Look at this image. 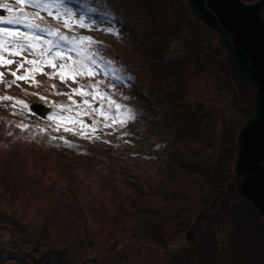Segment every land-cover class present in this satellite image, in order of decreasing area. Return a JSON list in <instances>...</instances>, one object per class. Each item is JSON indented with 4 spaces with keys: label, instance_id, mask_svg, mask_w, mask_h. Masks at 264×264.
I'll list each match as a JSON object with an SVG mask.
<instances>
[{
    "label": "trees",
    "instance_id": "obj_1",
    "mask_svg": "<svg viewBox=\"0 0 264 264\" xmlns=\"http://www.w3.org/2000/svg\"><path fill=\"white\" fill-rule=\"evenodd\" d=\"M94 1L116 17H123L124 7L136 14L132 44L138 56L103 39L87 41L85 50L139 87L152 88L172 149L149 172L129 165L112 144L64 132L58 133L61 138L38 135L31 146L18 131L6 137V126L27 117L16 101L57 99L46 86L32 95L9 94L14 100L0 103V229L26 236L29 247H23L41 248L44 264H264V223L235 191L237 135L253 115L255 87L233 69L217 35L193 18L185 0ZM76 33L62 29L56 35L70 41ZM91 197L86 212L82 202ZM247 207L258 220L248 224L250 236L234 228L221 233L219 224L240 223L242 214L247 219ZM52 211L72 223L84 211L92 220L81 231L64 230L53 239L40 229H26L34 215L51 217ZM92 222L101 243L89 231Z\"/></svg>",
    "mask_w": 264,
    "mask_h": 264
},
{
    "label": "rangeland",
    "instance_id": "obj_2",
    "mask_svg": "<svg viewBox=\"0 0 264 264\" xmlns=\"http://www.w3.org/2000/svg\"><path fill=\"white\" fill-rule=\"evenodd\" d=\"M0 3H8L11 7L23 8L30 12L34 11V13L36 12L34 6H30L26 2V0L25 3H17L16 0H0ZM70 3L71 4L67 2L65 5V7L73 14L72 18L69 20V23H74L77 16L83 17L84 23L95 24L96 27L93 29H81L77 27L78 29L85 31L92 36L105 37L106 39L109 38V40H118L117 45L128 50L130 55L138 56L139 52L134 51L135 48L132 44V42L134 41L133 24H135L136 19V14L133 11H129L128 8L124 7L123 9H121V12H119L121 15H123V17H119L117 18L118 20H116L114 18H108L100 11H88V6L92 5V2L90 0H73V2L70 1ZM0 9L5 11V13H9L6 8ZM63 11L64 8H62L61 12ZM43 17L47 18L48 16L45 13ZM105 28L120 30V34L118 36L109 35L108 32L102 31ZM24 31L28 30L25 29ZM38 32L39 30H37V34ZM209 36L210 35H205V38H203L206 44L209 43ZM36 44L37 46L34 50V53L29 54V59L37 60L38 64L25 65V68L33 69V71L28 74L34 77V82L31 85H28L23 80H21L18 81L19 87L14 86L11 89L6 88L4 84H0V91L13 90L16 92H28L35 87L37 80H44L46 75H49L60 86V90H57L59 91V95H55L57 100L64 101L66 98H70L69 96H73L70 95L73 93H69V89H75V87H77V84H80V82L78 76L76 77V80L73 81L71 77L75 72H70L66 69L67 64L72 59V57L69 56L68 51L60 46L58 48L53 47L51 49L47 45L48 42L44 43L41 40L37 41ZM57 53H60V55H57ZM61 58L66 61L62 64L64 68L60 67V69H54L50 66L49 62L60 64ZM17 59L19 60L21 58L18 57ZM40 61H43V63H39ZM8 67L15 68L16 66L10 65ZM36 67L42 68V72L35 71ZM84 70H87L89 73L92 72V68L90 67V65L83 69H80L79 71ZM97 71L103 73V76L101 77L99 75H84V78L90 80V82L103 83L107 85L109 89L113 91V93L124 98V100L127 101L124 109L119 110L118 113L113 116V114L103 111L98 104L84 103L81 106H75L76 109L74 111V114L76 113L77 118L63 116L59 121L57 118H49L48 121L55 124H60L61 121L66 120L65 122H63V124L68 128H74L75 131L73 132H78V135H81L80 133L83 132L85 133V135L81 136H91L98 143L104 142L105 139H114L117 142V147L122 150L125 161L129 165L133 166V168H144L149 172L155 170L161 164V157H164L166 153L170 152L172 147L170 146L169 141L165 140L166 135L164 133L165 130L162 125L163 121L160 119V117H158V112L154 107V95L152 93V88L148 87L149 89L147 90L145 87H136L129 81L123 80L114 72H107L100 69L99 67ZM18 74L23 75L24 69H21ZM62 74L67 76L66 81L60 79V76ZM11 79V77L6 76L4 83H11ZM98 93L102 92L95 88L91 91L90 97L100 101L104 97V95H98ZM74 95H76L75 97L79 100L81 96H84V94L80 92H77ZM22 106L24 107V105ZM132 116H135L136 119L132 120ZM113 118L118 121H125L126 123L123 125L116 124L112 125L111 127H106V125L112 124ZM69 120H71L72 123H68ZM86 120H88L89 123H86ZM91 120L95 121L94 125L91 124ZM81 122H83V124H81ZM125 133H127V135H125ZM153 139H161L162 142H164L165 146L155 145V142L153 143ZM67 168L68 166H65L63 169ZM62 181L64 182V185L68 182V180L66 179ZM62 197L63 198L61 199V202L67 203L66 197ZM89 201H91L90 203H94L93 197L82 202V207L86 212H91V208L89 205L90 203H88ZM85 211L84 215L79 216L77 223L62 220L63 218H65V214L59 213V211H52L51 217L47 216L49 215V213H41L38 214L37 217L34 215L33 218L30 219L28 223H26L28 225L26 229H30L33 232H35L37 229H40L48 234L49 239L55 238L60 232L64 230H68L71 234H74L77 231H81L82 229L87 228L88 224L92 220L86 215ZM245 212L249 214H246L248 218L244 220L245 216L242 214L240 223L237 222L226 226H224L223 224H219L222 227V229H220L221 233L226 234L229 232L228 230L230 228H234L237 229V233L238 230L245 231L250 236V231L247 230L250 229L253 225L255 226L258 220L260 221L262 219H253L252 211L248 209V207L245 208ZM19 214H22L20 210ZM239 220L240 217H238V221ZM250 220L252 222H249ZM131 221L133 220L131 219L130 223ZM248 224L250 225V228H248ZM92 226L94 228L89 229V231L92 233H97L95 236L97 237L96 240L101 243V241H103L104 239L103 237H100L101 232L99 231L97 224L92 222ZM20 230L21 228L18 229V231ZM15 233L16 232L14 231V234ZM223 237L224 236H222V238ZM14 239H16L18 242L15 243ZM225 239L227 238H224L222 240ZM23 245L29 247V244L26 241V236H20L19 234H15L13 236L12 231H9L7 229H0V264H44L41 261L42 259L39 257V253L42 252L41 248H25L23 247ZM25 255L28 257L27 260L23 258ZM50 264L59 263L51 261Z\"/></svg>",
    "mask_w": 264,
    "mask_h": 264
},
{
    "label": "water",
    "instance_id": "obj_3",
    "mask_svg": "<svg viewBox=\"0 0 264 264\" xmlns=\"http://www.w3.org/2000/svg\"><path fill=\"white\" fill-rule=\"evenodd\" d=\"M187 2L194 17L218 34L234 68L257 87L254 115L238 135L236 172L243 177L236 190L264 215V0ZM31 109L41 116L48 111L37 104Z\"/></svg>",
    "mask_w": 264,
    "mask_h": 264
},
{
    "label": "snow or ice",
    "instance_id": "obj_4",
    "mask_svg": "<svg viewBox=\"0 0 264 264\" xmlns=\"http://www.w3.org/2000/svg\"><path fill=\"white\" fill-rule=\"evenodd\" d=\"M17 3H25V0H16ZM26 2L30 6H34L36 9L35 15L39 17L40 19H43L44 14L46 13L48 17H51L52 19L60 22L64 28L73 29L75 27H79L81 29H93L96 27L95 24H86L84 23L83 17H76L74 23H69V20L72 18L73 14L70 10H68L66 5V0H26ZM0 8H6L9 13H12L16 10L13 9L8 3H0ZM61 8H64V11L61 12ZM20 11L19 16H12V17H6V16H0V23L4 24H22L25 29L28 31H21L20 29H12V28H0V84H4V86L8 89L13 88L14 86L19 87L18 81L23 80L26 84L31 85L34 82V77L30 76L28 73L32 72V68H25L26 64L29 65H37L38 61L35 59H29V54H33L34 50L37 46L36 42L39 41L41 38L37 35V30L44 31V28H41V25L39 23H30V17L25 16L22 9L18 10ZM48 32L51 34L53 32L55 33H61L60 28H56L54 26H48ZM102 31L108 32L109 35H116L118 36L120 34V30H112L111 28H105ZM61 39L64 41H68L69 37L67 36H61ZM72 39L75 40H84L91 42L93 37L92 36H84V37H73ZM55 47H59V45H55ZM69 56H71L72 49H68ZM57 55H60V53H57ZM21 59H17V58ZM96 57H93V61H95ZM66 61L61 58V63H50V66L54 69L62 67V64ZM111 63L112 61H108ZM39 63H43V61H40ZM10 65H15V68L8 67ZM90 67L92 68V72L89 73L87 70H84L82 72H77L72 74L73 81L76 80V77L79 75H99L103 76V73H100L97 71L98 65H96L94 62H90ZM21 69H24V74L20 75L18 74ZM35 71L42 72V68L36 67ZM11 77V83H4L5 78ZM61 80L67 79V76L62 74L60 76ZM55 87V85H53ZM95 87V86H93ZM73 92H80L83 93L85 91H89L85 88H78L73 89ZM98 95H105V98L107 99L106 94L104 93H98ZM5 100H14L11 96H0V101ZM16 103L23 104L24 101H16ZM84 103H89L88 101H84ZM13 108H15L16 104L13 103L11 105ZM121 106L119 104L116 105V108L119 109ZM103 114V113H102ZM13 115H15V112H13ZM136 117L132 116V120H135ZM68 123H72L71 120L68 121ZM125 121H118L115 118L112 119L111 125H106V127H111L112 125L116 124H125ZM83 124V122H81ZM17 127L21 128V130L27 129L29 126L27 124H20L17 125ZM59 129L57 128V131ZM65 131H75L74 128H65ZM11 134V133H10ZM81 135H85V133L81 132ZM127 135V133H125ZM90 138V137H89ZM55 139V137H54Z\"/></svg>",
    "mask_w": 264,
    "mask_h": 264
}]
</instances>
